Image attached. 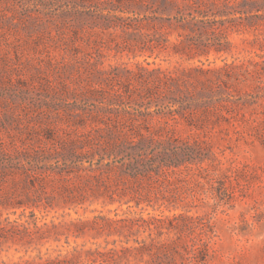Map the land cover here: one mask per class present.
Instances as JSON below:
<instances>
[{"label":"rangeland","instance_id":"374dc122","mask_svg":"<svg viewBox=\"0 0 264 264\" xmlns=\"http://www.w3.org/2000/svg\"><path fill=\"white\" fill-rule=\"evenodd\" d=\"M163 1L186 19L189 2L205 4L206 31L182 39L192 50L174 53L172 29L152 52L126 49L138 42L104 26L179 16ZM228 1L242 2L235 21L224 0H0V264H100L108 249L153 240L169 247L152 257L161 264H264V0ZM197 69L219 74L203 86ZM156 70L179 75L181 92L145 86ZM111 89L121 92L109 101ZM155 131L168 154H190L168 170L155 138L143 148L152 176H129L115 141L128 153ZM177 215L210 221L207 250L193 233L128 225ZM117 264L153 263L126 253Z\"/></svg>","mask_w":264,"mask_h":264},{"label":"trees","instance_id":"16d2710c","mask_svg":"<svg viewBox=\"0 0 264 264\" xmlns=\"http://www.w3.org/2000/svg\"><path fill=\"white\" fill-rule=\"evenodd\" d=\"M225 7L232 9V12L235 14H239V17H234L233 20H237L240 18V14L242 11H238L235 6H239L242 2L237 1H228L224 0L222 2ZM249 5H254V2L246 3ZM195 3L189 2L185 7L184 11L187 12V15L190 17V19H186L182 16V10L178 8L173 2L170 1H163L162 3V10L164 12H170V10H176V14H179L174 16L173 18H155V17H146V18H135L133 20H129V23L123 24L124 21L127 19H116L114 23L110 24L109 22L104 23L105 27L107 29L118 27L122 30V32H125L128 34L129 40H135V42H138L137 45H129L126 43V49H130L133 46L139 47L141 45V49L148 50L152 52L154 49H158L163 47V42L168 43L169 40L167 39L168 30L172 29L176 31L177 36L181 38L177 42L171 43L172 48L174 50V53H181L183 52V48H188L189 50H192V47H196L197 45L193 43L194 41H182V39L186 40L187 32L193 31L194 26H198L200 24V27H197L201 32H205L207 27L206 23L208 20L206 19L207 11L202 9V7L205 6L204 3L201 4V7H195ZM210 5L214 6V2H212ZM242 5V4H241ZM176 7V9H175ZM243 13V12H242ZM227 13L226 11L220 12L219 15L225 16ZM195 16H198L199 19L195 20ZM194 21L193 23H191ZM102 26V25H101ZM211 27V26H210ZM129 31H131L129 33ZM128 40V41H129ZM227 68L224 69V72L227 73ZM200 76L203 77V80H201V84L208 85L209 80L206 75H217L219 72L214 71H204L201 69H197ZM150 73H157V79L156 81H149L147 79H143V84L145 86H150L151 88H156L160 91L161 88L166 89L168 92L172 91H180L179 88V75L171 73H163L161 71L156 70L155 72ZM188 77L191 76V70L186 72ZM112 94L110 95V100H116L115 97H120L119 94L121 91L118 89H111ZM172 92V93H174ZM104 92H98L96 91V95L102 96ZM200 95V94H199ZM196 97L197 93H193L191 95L185 96V98L189 97ZM202 104V103H201ZM194 106H198L201 111L202 107L199 105V103H196ZM183 112H190V107L185 106L181 109ZM175 113V112H173ZM193 113V111H192ZM187 114L188 116L192 115ZM202 113V111H201ZM204 114H208V111L206 110ZM186 119V118H185ZM187 124L189 126H195L191 119L189 117L186 120ZM159 131H155L153 133L148 132V136H145L144 138H141L139 142L131 144L128 146L129 152L126 153L125 150L127 148H124V145L119 144L123 150H120L117 148V143L115 141V144L113 146L114 150H111L113 153L118 154H124L128 158V164L126 167L128 168V174L129 176L133 178L138 177V168L139 166H142V169L145 170L146 174L151 175L154 171H149V167L152 165L153 160L157 159L156 157H150L147 158L145 155L144 145L145 143H149L152 141H155V138L159 140L157 142V146H159L161 149L159 150V157L161 156V159L159 160L160 164L166 169H171L174 167H177L179 165L180 161H175L174 157L181 154L182 156H188L190 154V150L186 148L178 147L177 145H174V151H170L165 147V144L167 146L172 145V142L169 138L163 139L162 136L158 133ZM133 145V146H132ZM172 156V157H171ZM158 162V164H159ZM152 176V175H151ZM113 223L114 221L111 220ZM128 225L130 226H136V227H143L145 230H148L150 233L156 234V236H161L164 233H181V232H187L192 235H196L198 241L200 242L201 246L203 247V251L208 249V243L212 238L211 233V227H210V221H203L202 219H192L189 217H185L182 215L177 216H161V217H155V216H149L147 219L142 218H136L132 217L128 221ZM133 228V227H132ZM173 252V249H172ZM126 253H131L136 256H143L148 255L150 258V262L153 264H161L160 261H153L152 257L157 260V258L165 256L168 257L169 253V247H164L163 245H157L156 242L153 240L152 242L146 243V242H139L136 243V246L134 247H120L119 250L117 249H108L105 251L104 254L97 255L100 258V264L107 263V264H117L118 261L121 259V255H125ZM170 256H173L171 254ZM160 260V259H159ZM203 260V259H200ZM198 262V261H196ZM186 264V263H185Z\"/></svg>","mask_w":264,"mask_h":264}]
</instances>
